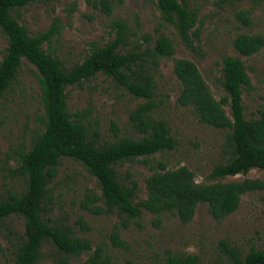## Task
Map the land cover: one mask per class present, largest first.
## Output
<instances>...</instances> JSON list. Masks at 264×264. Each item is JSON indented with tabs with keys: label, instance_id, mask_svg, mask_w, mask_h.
Wrapping results in <instances>:
<instances>
[{
	"label": "rangeland",
	"instance_id": "1",
	"mask_svg": "<svg viewBox=\"0 0 264 264\" xmlns=\"http://www.w3.org/2000/svg\"><path fill=\"white\" fill-rule=\"evenodd\" d=\"M180 1V0H179ZM112 11L106 14L99 0H49L29 5L20 10L18 21L30 35L47 29L53 20L60 25V34L43 48L59 59L66 69L81 63L92 45L104 46L114 39L117 23L123 22L126 45L121 48L142 52L152 47L157 31L168 36L175 53L172 58L158 60L154 72L155 98L158 107L154 117L167 122L176 140L172 150L157 153L150 159L160 161L167 169L188 168L198 183H208L214 166L228 159L225 146L226 130L199 122L190 107L178 103L181 85L173 73V59L192 61L200 71L214 98L224 96L221 79V60L239 58L246 69L250 87L242 95L247 118L257 117L264 110V47L246 57L237 53L233 40L238 34L264 35V2L261 0H187L197 11V22L192 29L193 48L183 43L175 28L162 21L155 0H109ZM246 12L250 24L239 18ZM146 36H150L149 44ZM6 40L0 33V60ZM148 71L152 66L147 63ZM69 112L88 109L91 131H99L101 142L113 141L111 123L119 129L120 137H137L129 122V113L143 102L131 96L110 79L97 75L81 85L67 88ZM229 115V110L226 108ZM40 89L35 68L26 60L16 79L0 99V198L19 192L24 180L13 170L17 153L26 150L31 139L42 130ZM142 159V158H141ZM117 174L127 183H136V199L146 197L145 179L151 169L137 161L115 166ZM260 179L264 171L252 169L246 174L227 177L222 181ZM49 201L45 203L43 218L50 223L70 227L75 236L86 240L90 249L76 256H67L52 243H44L36 264H83L102 249L104 264H169L172 256H196L197 264H228V255L237 250L241 256L251 249H264V190L247 193L231 215L217 220L211 216L207 204H199L192 220L182 223L176 215L155 216L141 210L135 218L117 213H95L86 209L88 191L100 195L95 178L70 158H62L57 175L49 185ZM101 206V203H97ZM117 231L121 244L116 245L111 235ZM24 237L22 218L11 216L0 225V264H14L15 253Z\"/></svg>",
	"mask_w": 264,
	"mask_h": 264
},
{
	"label": "trees",
	"instance_id": "2",
	"mask_svg": "<svg viewBox=\"0 0 264 264\" xmlns=\"http://www.w3.org/2000/svg\"><path fill=\"white\" fill-rule=\"evenodd\" d=\"M47 1L0 0V33L6 40L0 60V99L16 79L22 60H26L36 70L43 110L40 115L42 130L31 139L26 150L17 153V166L13 172L23 178L24 187L0 198V225L11 216L23 220L24 237L17 247L14 264H36L40 248L48 242L67 256H76L90 249L89 243L76 237L70 227L50 223L42 216L45 203L49 201V185L57 175L62 158L78 162L95 178L100 195L88 191L85 200L86 209L95 213H117L135 218L145 210L157 221L161 215L170 213L182 223H188L197 206L207 204L211 216L220 220L237 210L243 195L264 190V181L260 179L222 181L252 169L264 171V110H259L257 117L247 118L245 115L242 95L250 87V82L239 58L227 56L221 60L220 84L225 94L219 100L214 98L192 61L173 59V73L181 85L178 103L192 108L199 122L227 132V161L214 166L207 177L208 183H198L188 168L167 169L165 163H154L150 159L176 146L167 122L153 115L158 102L155 98L156 82L151 72L158 67L159 59L173 57L175 49L170 38L158 30L152 47H145L139 53L131 50L123 53L126 26L123 22L117 23L114 39L101 47L92 45L81 63L66 69L57 57L43 48L60 34L57 19L34 35H30L18 21L21 9ZM155 2L162 21L171 24L183 43L192 49L191 36H197L192 31L197 22V11L188 6L187 0ZM99 5L106 14H111L109 0H99ZM239 18L244 24H250L246 12H241ZM149 38L146 36L145 39L148 44ZM233 46L240 55L252 56L264 47V35L238 34ZM148 62L151 71L146 67ZM97 75L105 76L134 98L143 100L129 113L130 126L137 137H120L116 124L111 123L113 141L101 142L97 122H94L95 128L90 135L88 109L69 112L67 88L81 85ZM134 161L152 171L145 179L146 197L137 202L136 183H127L115 169L118 164ZM111 238L116 245L121 244L117 231ZM2 251L0 246V254ZM101 255L102 249L98 248L83 264H104ZM169 264H197V257L172 256ZM228 264H264V249H251L244 256L232 250Z\"/></svg>",
	"mask_w": 264,
	"mask_h": 264
}]
</instances>
